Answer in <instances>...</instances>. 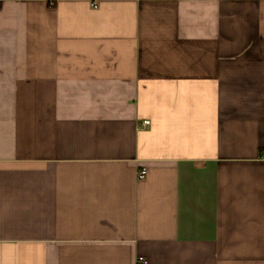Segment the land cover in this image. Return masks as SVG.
<instances>
[{
  "label": "crops",
  "instance_id": "crops-1",
  "mask_svg": "<svg viewBox=\"0 0 264 264\" xmlns=\"http://www.w3.org/2000/svg\"><path fill=\"white\" fill-rule=\"evenodd\" d=\"M139 259L264 264V0H0V264Z\"/></svg>",
  "mask_w": 264,
  "mask_h": 264
},
{
  "label": "built area",
  "instance_id": "built-area-1",
  "mask_svg": "<svg viewBox=\"0 0 264 264\" xmlns=\"http://www.w3.org/2000/svg\"><path fill=\"white\" fill-rule=\"evenodd\" d=\"M145 123H149V121L147 120V121H145ZM146 174H147V170H146V169H142V170H140V172L138 173V177H139L140 179H142V178H144V177L146 176ZM138 262L143 263V264H147L148 261H147V260L139 259Z\"/></svg>",
  "mask_w": 264,
  "mask_h": 264
}]
</instances>
